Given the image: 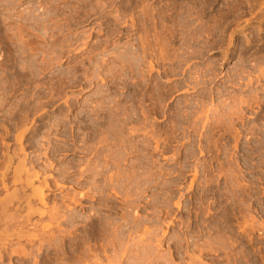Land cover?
Masks as SVG:
<instances>
[{
    "label": "rangeland",
    "instance_id": "374dc122",
    "mask_svg": "<svg viewBox=\"0 0 264 264\" xmlns=\"http://www.w3.org/2000/svg\"><path fill=\"white\" fill-rule=\"evenodd\" d=\"M1 201L53 256L114 218L123 264H264V0H0Z\"/></svg>",
    "mask_w": 264,
    "mask_h": 264
},
{
    "label": "bare ground",
    "instance_id": "6f19581e",
    "mask_svg": "<svg viewBox=\"0 0 264 264\" xmlns=\"http://www.w3.org/2000/svg\"><path fill=\"white\" fill-rule=\"evenodd\" d=\"M144 44H145V43H144ZM150 47H151V46H150ZM152 53H153V52H152ZM150 54H151V53H150ZM161 56H162V55H161ZM149 57H150V56H149ZM155 57H156V56H155ZM165 58H166V57H165ZM150 65H151V64H150ZM151 66H152V65H151ZM149 67H150V66H149ZM149 69H150V68H149ZM147 80H148V79H147ZM141 81H142V79H141ZM161 91H163V90H161ZM160 94H161V93H160ZM163 94H164V93H163ZM163 94H162V95H163ZM151 95L155 97L154 94L151 93ZM167 95H168V94H167ZM158 96H160V95L158 94ZM163 96H164V95H163ZM168 96H169V95H168ZM168 96H167V97H168ZM156 97H157V95H156ZM156 97H155V98H156ZM165 97H166V96H165ZM149 98H150V97H149ZM161 98H162V97H161ZM161 98H159V99H161ZM150 99H152V98H150ZM159 99L157 100V98H156V102L159 101ZM166 99H167V98H166ZM153 100H154V99H153ZM163 100H164V99H163ZM163 100H162L161 102L159 101V105H160V103L163 102ZM165 101H166V100H165ZM167 101H168V99H167ZM152 103H154V101H153ZM163 103H164V102H163ZM155 109H156V108H155ZM126 113H127V112H126ZM168 113H169V112H168ZM143 114H144V112H143ZM153 114H154V113H153ZM148 115H149V114H148ZM166 115H167V113H166ZM124 116H126V115H124ZM127 116H128V115H127ZM120 118H121V117H120ZM126 118H127V117H126ZM124 126H125V125H124ZM130 129H131V128H130ZM129 134H130V133H129ZM132 135H133V134H132ZM134 136H135V135H134ZM151 136H152V135H151ZM146 138H147V137H146ZM154 139H155V138H154ZM78 146H79V145H78ZM79 149H80V148H79ZM61 151H62V152H61ZM51 152L53 153V155L55 156L56 159H59L61 153H63V152H68V153H69V152H71V151H70V148H68V149H66V148L63 149V148L57 147V148L52 149ZM26 157H27V155H26ZM26 159H27V158H26ZM24 160H25V159H24ZM121 161H122V160H121ZM22 162H24V161H22ZM78 162H79V161H78ZM24 163H25V162H24ZM26 163H27V162H26ZM79 163H80V162H79ZM50 164H51V163H50ZM25 165H26V164H24V167H25ZM93 165H94V164H93ZM21 166L23 167V163H22V165H20V167H19L20 169H19V170H21V169L24 170V168H22ZM31 166H32V165H31ZM46 166H47V165H46ZM116 167H117V166H116ZM8 168H9V167H8ZM31 168H32V167H31ZM96 168H97V167H96ZM96 168H95V172H96V171L98 172V170H96ZM32 169H33V168H32ZM60 169H61V168H60ZM60 169H59V170H60ZM71 169H72V168H71ZM8 170H9V169H8ZM8 170H7V171H8ZM19 170L16 171L17 174L22 173V170H21L20 172H19ZM29 170H30V168H29ZM29 170H28V171H29ZM34 170H35V169H34ZM91 170H92V169H91ZM100 170H101V169H100ZM103 170H104V169H103ZM24 171H27V169L24 170ZM28 171H27V173H29ZM54 171H55V169H54ZM65 171H66V170H65ZM65 171H63V172H65ZM69 171H70V168H69V169L67 168L66 173L69 174V173H70ZM81 171H84V169H83V170L81 169ZM87 171H89V170H87ZM87 171H86V172H87ZM57 172H58V170H57ZM63 172H61V174H62ZM68 172H69V173H68ZM90 172H93V171H90ZM97 172H96V173H93L94 175L92 174V176L99 175L100 172H99L98 174H97ZM30 173H31V175H30ZM30 173L27 174V175L33 176V177H31V178H33V179H35V178H37V177L39 176V171L37 172V171H33V170H31ZM44 173H45V172H44ZM66 173H64V174H66ZM14 174H15V172H14ZM22 174H23V173H22ZM59 174H60V171H59ZM61 174H60V175H61ZM82 174H83V173H82ZM85 174H86V173H85ZM113 174H114V173H113ZM42 175H43V174H42ZM60 175H59V176H60ZM19 176H20V175H19ZM79 176H80V174H79ZM116 176H117V175H116ZM20 177H21V176H20ZM28 177H29V176H28ZM34 177H35V178H34ZM98 177H99V176H98ZM108 177H109V176H108ZM39 178H40V177H39ZM104 178H105V177H104ZM111 178H112V177H111ZM12 179H13V178H12ZM27 179H28V178H27ZM79 179H80V178H79ZM91 179H92V181H93V178H92V177H91ZM96 179H97V176H96L95 180H96ZM105 179H106V178H105ZM109 179H110V178H109ZM115 179H116V178H115ZM115 179H113V181H115ZM15 180H16V179H15ZM18 180H19V179H18ZM20 180H21V179H20ZM20 180H19V181H20ZM47 180H48V179H47ZM89 180H90V179H89ZM16 181H17V180H16ZM29 181H31V180H29ZM45 181H46V180H45ZM69 181H70V180H69ZM103 181H104V180H103ZM109 181H111L110 183L113 182L111 179H110ZM27 182H28V181H27ZM27 182H26V183H27ZM42 182H43V181H42ZM74 182H75V181H74ZM82 182H84V181H82ZM96 182H97V181H96ZM96 182H93V184H95ZM115 182H116V181H115ZM15 183H16V182H15ZM15 183H13V184H15ZM29 184H30V183H29ZM29 184L27 185L28 187H29ZM31 184H32V183H31ZM47 184H48V183H47ZM47 184H46V185H47ZM51 184H52V183H51ZM79 184H80V182H79ZM79 184H78V185H79ZM91 184H92V182H91ZM97 184H98V183H97ZM107 184H109V183H106V185H104V186H107ZM112 184H113V183H112ZM112 184H110L111 187L113 186ZM21 185H22V184H21ZM23 185H24V184H23ZM33 186H34V185H33ZM82 186H83V184H82ZM88 186H89V185H88ZM92 186H93V185H92ZM94 186H95V185H94ZM96 186H98V185H96ZM96 186H95V188H97ZM99 186H102V185H99ZM99 186H98V187H99ZM108 186H109V185H108ZM108 186H107V187H108ZM5 187H6V186H5ZM25 187H26V186H25ZM40 187H42V186H40ZM57 187H58V186H57ZM113 187H114V186H113ZM34 188H35V187H34ZM37 188H38V187H37ZM37 188H35L36 192H35V190H34L33 194H34V195L37 194L36 196H38V197L40 198V201L43 202L42 204H44V200H45V198L43 197V192H42V191H44V190H43V189L40 190L41 188H39L38 191H37ZM43 188H44V187H43ZM58 188H59V187H58ZM58 188H57V189H58ZM62 188H63V187H62ZM85 188H86V187H85ZM95 188L92 187V189H95ZM101 188H102V187H101ZM22 189H23V191H24L25 188H22ZM90 189H91V188H90ZM97 189H98V188H97ZM104 189H105V188H104ZM104 189H103V190H104ZM15 190H16V189H15ZM50 190H51V189H50ZM98 190H101V189L99 188ZM16 191H17V190H16ZM46 191H47V190H46ZM92 191H93V190H92ZM94 191L96 192V190H94ZM94 191H93V192H94ZM104 191H105V190H104ZM110 191H111V190H110ZM21 192H22V190H21ZM21 192H19V193H21ZM98 192H99V191H98ZM98 192H97V193H98ZM101 192H103V191H101ZM111 192H112V191H111ZM13 193H14V192H13ZM13 193H12V195H11L12 198H13V200H16V201H17V199H19L20 202H21V200H23V202H25V201H27V202L31 201V200L28 199L29 197H31L30 195H27V194H26L28 197L25 198L26 195H25L23 192H22L21 195H20L19 193H17V195H15V194H13ZM25 193H26V192H25ZM82 194H83V193H82ZM101 194H102V193H101ZM9 195H10V194H9ZM31 195H32V194H31ZM34 195H33V196H34ZM83 195H84V194H83ZM6 196H7V195H6ZM85 196H86V195H84V196H82V197H85ZM34 197H35V196H34ZM34 197H33V198H34ZM31 198H32V197H31ZM31 198H30V199H31ZM35 198H37V197H35ZM75 198H76V197H75ZM75 198H74V199H75ZM78 198H79V197H78ZM26 199H28L29 201L26 200ZM46 199H47V197H46ZM74 199H73V200H74ZM76 199H77V198H76ZM1 200H2V199H1ZM3 200H5V198H4ZM7 200H8V198L6 197V201H7ZM19 201H18V202H19ZM45 201H46V200H45ZM62 201H63V200H62ZM78 201H79V200H78ZM20 202H19V203H20ZM38 202H39V201H38ZM68 202H69V201H68ZM68 202H67V203H68ZM76 202H77V201H76ZM10 203H11V201H10ZM8 204H9V201H8ZM28 204H29V203H28ZM61 204H62V203H61ZM9 205H10V204H9ZM9 205H8V206H9ZM23 205H24V204H23ZM52 205H53V204H52ZM64 205H65V204H64ZM42 206H43V205H42ZM66 206H67V205H66ZM45 207H46V205H45ZM57 207H58V205H57ZM57 207H56V208H57ZM61 207H62V206H61ZM68 207H69V206H68ZM53 208H54V207H53ZM62 208H63V207H62ZM116 208H117V207H116ZM6 209H8V207H7V202H5V201H1V202H0V227H1L2 225H5V226H6V225H7L6 223L9 222V223H11V227H14V228H15L14 230H12V229H13V228H12L11 231H13V232H11L7 227H5V228L8 229V230H6V231H7L6 233H8V231L10 232V235H6V237L11 236V234H12V236H11L12 239H14V237L16 236V239H19V238H20V239L23 241V237H24V235H25V233H26L25 236H26V239H27V240L24 239V241L26 240V242H27V243H26L27 247H26V245H24V246H25L24 248L20 246L21 249H22L23 251L21 250V251H22V252H21V251L19 250V254H21V255H19V256H20L21 259H22V257L25 258V257H24L25 255H26V256L28 255V257L32 256V255L34 254L33 251H34V252H36V251L38 252V251H39V250H37L36 248H35L36 251H35V250H31V251H29V253H27V252L24 251V250H29V249H28V246H32V247H33V246L37 243V241L39 240V243L37 244V245H38L37 247H39L40 252L42 251V250H41L42 248H43V249H46V252L44 251V253H43V254H44L43 260H44V263H45V264H104L105 261H106L108 264H123V262H124V259H123V260L121 259V260H119V261L116 259V258H118V257H115V255L118 256L117 253H118V251H121L122 248H121V250H120V249H119V246H120V245L118 244V241H115V242H117V244H118V245H117V244H115V242H114L112 239H113V238L118 239V236L120 237L121 234L124 233V229H123V228H124L125 226H124V227L122 226V227H123V228H122V227L120 226L122 223H121L120 225H118L119 222L117 221V222H118V224H117V222L113 220L114 218H113V219L110 218V219L113 220V223L115 222V223L117 224V225H114V224H113V226H117V227H114V228H113V227L111 226V227H112L111 232L108 230V228H109L108 226L111 225V224L108 223V222H109L108 220H110L109 218H108L107 221H106L105 218H104L105 221H103V218H102L101 221L96 222V223H98V224L95 223V224H96L95 227H92V228H91V229L94 230V231H93V232H94V235L90 233L91 235H89V236H92V235H93V237L96 236L97 240H102V241H103V242L100 241V243H99L100 245H99L97 248H96L95 244H96L98 241H97V242L95 241L96 243L94 242L95 244H94V246H93L92 244H89V243L87 242V241L89 240L90 237H89V238H86V237H85V239H83L84 236L86 235V233H87L88 231H90L89 227L87 226V228H88L89 230H88V231H87V230L85 231V232H86L85 235H84V231H83V232H80V233H76V232H75V238H74V239H75L76 241L74 242V240L71 239V240H73V241L68 242L69 245H65V246H66V249H65V248H64V249H65L66 251H65V250H64L65 252L61 251L62 254H63V256L61 255V252H60V255L62 256V257H61L59 254H58L59 256H57V255H56V256H53V255L51 254V250H50L51 248H50V246H49L50 242H46V241H50V239H46V238H49V237H50L49 234H48L49 237H45V235L47 236V233H46V234L44 233L45 235H43V238H41V237H39V236H42L41 232H40L41 235H35L36 233H35V234H32L33 232L31 233V231H30V233H29V232H26V231H25V232L23 231V227H24V225H26L27 221L31 220L30 217H31L32 215H35V213L40 212V210H38V211H37V210H34V211H33V209H32L31 207H30V208L28 207V211H29V212H27V214H26L25 216H19V214H17V215H13V214L11 213V215H13V216L10 215V216H11V217H10L9 214H7L8 210L6 211ZM13 209H14V208H13ZM16 209H17V208H16ZM29 209H30L31 211H30ZM59 209H60V208H59ZM114 209H115V208H114ZM51 210H52V209H51ZM54 210H55V209H54ZM56 210H57V209H56ZM115 210H116V209H115ZM117 210H118V209H117ZM13 211H14V210H13ZM35 211H36V212H35ZM41 211H42V210H41ZM109 211H110V210H109ZM111 211H113V210H111ZM33 212H35V213H33ZM51 212H54V213H51ZM51 212H50L49 214H48V212H46L47 215H49L48 217L51 218V219H50V218H49V219L52 220V221H53L54 219L57 220L56 218H57V216L60 215V214L57 215V214L55 213V212H57V211H51ZM63 212H64V211H63ZM72 212H73V211H72ZM14 214H16V213H14ZM39 214H40V213H39ZM44 214H45V213H43V215H44ZM75 214H79V213H75ZM41 215H42V213H41ZM79 215H80V214H79ZM72 216H73V215H72ZM72 216H70V219H71ZM9 217H10V219H9ZM32 217H33V216H32ZM60 217H61V216H59L58 219H60ZM73 217H74V216H73ZM77 217H78V216H77ZM97 217H98V216H97ZM101 217H102V215H101ZM104 217H106V216H104ZM108 217H109V216H108ZM40 218H41V217H40ZM67 218H68V216H67ZM92 218H93V217H92ZM94 218H95V217H94ZM98 218H99V217H98ZM98 218H97V219H98ZM106 218H107V217H106ZM135 218H136V216H135ZM78 219H79V218H78ZM99 219H101V218H99ZM99 219H98V220H99ZM7 220H8V221H7ZM61 220H62V218H61ZM67 220H68V219H67ZM73 220H74V219H73ZM76 220H77V219H76ZM98 220H97V221H98ZM134 220H135V219H134ZM134 220H130V221H131V222L133 221L132 223L135 224V223H134ZM47 221H48V220H47ZM62 221H63V220H62ZM62 221H61V222H62ZM84 221L87 222L86 220H84ZM135 221L137 222V220H135ZM150 221H151V220H150ZM54 222L56 223V221H53V223H54ZM57 222H58V221H57ZM71 222H73V221H71ZM82 222H83V221H82ZM89 222H90V221H89ZM93 222H94V221H93ZM93 222H92V223H93ZM125 222H126V221H124V224H125ZM128 222H129V221H127L126 226H127V224H128V226H129V223H128ZM131 222H130V223H131ZM75 223H76V222H75ZM75 223H74V224H75ZM78 223H79V222H78ZM78 223H77V225H80V224H78ZM83 223H84V222H83ZM90 223H91V222H90ZM141 223H142V222H141ZM149 223H150V222H149ZM38 224H39V223H38ZM38 224H37V225H38ZM50 224L53 225L52 222H50ZM88 224H89V223H88ZM88 224H87V225H88ZM133 224H132V225H133ZM137 224H138V222H137ZM137 224L135 225L134 228L136 229V231H137V229H138V232H139L140 228H141V229H143V228L140 227L142 224H141V225L139 224V227H140V228L137 227V226H138ZM143 224H144V223H143ZM40 225H41V224H40ZM56 225H57V224H56ZM56 225H55V226H56ZM77 225H76V227L74 226L75 229H76V228H79ZM84 225H86V224L84 223ZM90 225H91V224H90ZM90 225H89V226H90ZM144 225L146 226L147 224H144ZM150 225H151V223H150ZM7 226H8V225H7ZM62 226H63V225H62ZM11 227L9 226V228H11ZM25 227H26V226H25ZM36 227H37V226H36ZM44 227H45V230H47V229L49 228V226H44ZM47 227H48V228H47ZM50 227H51V226H50ZM71 227H72V226H71ZM136 227H137V228H136ZM2 228H4V226H3ZM46 228H47V229H46ZM87 228H86V229H87ZM126 228H130V227H126ZM146 228H147V227H145V229H146ZM25 229H26V228H25ZM30 229H31V228H30ZM32 229H34V228H32ZM83 229H84V228H83ZM109 229H110V228H109ZM135 229H133V227H132V231H135ZM147 229H148V228H147ZM107 230H108V231H107ZM148 230H149V229H148ZM148 230L143 231V232H144L143 235H148V234H146V232H147ZM36 231H37V230H36ZM39 231H40V230H39ZM41 231H42V233L44 232L43 229H42ZM78 231H79V230H78ZM80 231H81V229H80ZM141 231H142V230H141ZM0 232H1L0 234L2 235V230H0ZM56 232H57V231H56ZM61 232H62V231H61ZM91 232H92V230H91ZM108 232H110V233H108ZM126 232L128 233L129 231H126V230H125V233H126ZM148 232H149V231H148ZM23 233H24V235H23ZM49 233H50V231H49ZM69 233H70V232H69ZM72 233H74V232L72 231ZM125 233H124V234H125ZM127 233H126V234H127ZM129 233H130V232H129ZM150 233L152 234L151 231L149 232V234H150ZM4 234H5V233H3V235H4ZM37 234H38V232H37ZM88 234H89V233H88ZM88 234H87V235H88ZM133 234H137V232H135V233H133ZM139 234H140V233H139ZM151 234H150V235H151ZM52 235H53V234H52ZM72 235H74V234H72ZM83 235H84V236H83ZM140 235H141V234H140ZM143 235H141V237H142ZM55 236H56V235H55ZM55 236H53V237L55 238ZM122 236H123V237H121V238H124V237H125L124 235H122ZM126 236H127V235H126ZM0 237H1V239H2V238L4 239V236H0ZM17 237H18V238H17ZM27 237H30V239H28ZM37 237H38V239H37ZM59 237H60V235H59ZM62 237H63V235H62ZM68 237L70 238V236H68V234H67V238H68ZM71 237H74V236H71ZM87 237H88V236H87ZM93 237H92V238H93ZM127 237H130V236H127ZM136 237H137V236H136ZM35 238H36L37 241L34 240ZM51 238H52V236H51ZM64 238H65V237H64ZM64 238H61V237H60V239H64ZM108 238H112V239L110 240V239H108ZM3 239L0 241V242L2 243V245H4L3 242L6 240V239H5V240L3 241ZM60 239H59V240H60ZM107 239L110 240V241H108ZM119 239H120V238H119ZM128 239H129V238H128ZM14 240H15V239H14ZM21 240H18V241H21ZM69 240H70V239H69ZM93 240H94V238H93ZM95 240H96V239H95ZM120 240H122V239H120ZM132 240H133V239H132ZM156 240H157V239H156ZM6 241H7V240H6ZM24 241H23V242H24ZM51 241H52V240H51ZM53 241H54V240H53ZM61 241H62V240H61ZM61 241H60V242H61ZM64 241H65V240H64ZM107 241H108V242H112V241H113L114 243L112 242L113 244L109 245L108 243H106ZM142 241H143V240H142ZM154 241H155V240H154ZM162 241H163V240H162ZM45 242L48 243V247H47V245H45V244H46ZM65 242H66V241H65ZM65 242H64V243H65ZM130 242H131V241H130ZM151 242H152V241H151ZM155 242H156V241H155ZM159 242H160V241H159ZM31 243H32V244H31ZM44 243H45V244H44ZM51 243H53V242H51ZM90 243H92V240H91ZM119 243H120V242H119ZM153 243H154V242H153ZM9 244H10V243H9ZM18 244H19V243H18ZM29 244H30V245H29ZM59 244H61V243H59ZM120 244H123V242L120 243ZM2 245L0 246V247H1L0 249H2V247H3ZM6 245H8L7 242H6ZM10 245H11V244H10ZM51 245H52V244H51ZM62 245H63V246H62ZM62 245H60V246H61V247H64L63 242H62ZM90 245L92 246V248H93V247H94V248L92 249ZM146 245H147V244H146ZM153 245H154V244H153ZM8 246H9V245H8ZM8 246H6V247H8ZM35 246H36V245H35ZM35 246H34V247H35ZM52 246H53V245H52ZM60 246H59V249H60ZM138 246H140V245H138ZM155 246H156V245H155ZM123 247H124V245H123ZM4 248H5V247H3V250H4V251L1 250L2 253L0 252V253L2 254V255L0 254V260H1V261H4V260H5L6 258H8V257L10 258L9 255H12L13 253L17 252V251L9 250V247H8V248H5V249H4ZM25 248H27V249H25ZM29 248H31V247H29ZM145 248H147V247H145ZM18 249H19V247H18ZM61 249H62V248H61ZM125 249H127V247H126ZM125 249H123V250H125ZM138 249H139V248H138ZM141 249H142V248H141ZM16 250H17V249H16ZM54 250H58V249L55 248ZM123 250H122L120 253H122V254L125 253L126 256H125V255H124V256H125V259H126V257H128V255H127V253H126L125 251H123ZM142 250L144 251V249H142ZM59 251H60V250H59ZM126 251H128V249H127ZM139 251H140V250H139ZM143 251H141L142 254H140V252H139L140 256L144 255V254H143V253H144ZM145 251H146V250H145ZM147 251H148V250H147ZM20 252H21V253H20ZM96 252H97V253H96ZM128 252H129V251H128ZM130 252H131V251H130ZM130 252H129V253H130ZM132 252H133V251H132ZM137 252H138V250H137ZM22 253H23L24 256L22 255ZM24 253H25V254H24ZM32 253H33V254H32ZM64 253H65V255H64ZM94 253H96V257H97V258L95 257V254H94ZM133 253H136V252H133ZM146 253H147V252H145V254H146ZM150 253H151V252H150ZM155 253H156V252H155ZM43 254H42V256H43ZM93 254H94V257H95L96 259L93 257ZM118 254H119V253H118ZM122 254H120V256H121ZM136 254H137V256H138V253H136ZM136 254H135V255H136ZM38 255H40V257H41V254H37V256H38ZM130 255H131L132 258H133L134 254H133V255L130 254ZM147 255H148V254H147ZM14 256H15V257H18V256H16V255H14ZM14 256H13V257H14ZM34 256H35V255H34ZM37 256H36V257H37ZM137 256H135V257H137ZM28 257H27V258H28ZM142 257H143V256H142ZM30 258H31V257H30ZM32 258H33V257H32ZM37 258H38V257H37ZM41 258H42V257H41ZM119 258H120V257H119ZM119 258H118V259H119ZM121 258H122V256H121ZM128 258H129V257H128ZM138 258H139V256H138ZM140 258H141V257H140ZM140 258H139V261H138V259H136V258H135V259H136L138 262H140L141 259H142V258H141V259H140ZM10 259H12V258H10ZM21 259L19 260L20 262H22L23 260H25V259H23V260H21ZM130 259H131V258H130ZM143 259H147V256L144 255ZM6 260H7V259H6ZM40 260H41V259H40ZM126 260H127V259H126ZM148 260H151V259H148ZM1 261H0V262H1ZM25 261H27V260H25ZM137 261H136V262H137ZM143 261H145V260H143ZM151 261H152V260H151ZM154 261H155V260H154ZM23 262H24V261H23ZM27 262H28V261H27ZM136 262H135V264H136ZM141 262H142V261H141ZM156 262H157V260L155 261V263H156ZM4 263H5V262H4ZM34 263H35V262H34ZM127 263H128V262H127ZM132 263H133V262H132ZM146 263H147V260H146L145 264H146ZM151 263L154 264V262H151ZM151 263L148 262L147 264H151ZM1 264H2V263H1ZM21 264H23V263H21ZM36 264H37V263H36ZM137 264H138V263H137ZM139 264H140V263H139ZM141 264H142V263H141ZM143 264H144V263H143Z\"/></svg>",
    "mask_w": 264,
    "mask_h": 264
}]
</instances>
